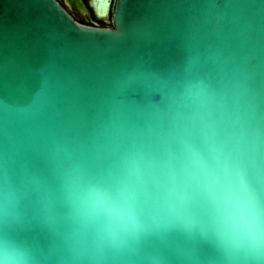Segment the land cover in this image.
<instances>
[{
    "label": "clouds",
    "instance_id": "obj_1",
    "mask_svg": "<svg viewBox=\"0 0 264 264\" xmlns=\"http://www.w3.org/2000/svg\"><path fill=\"white\" fill-rule=\"evenodd\" d=\"M217 15L215 72L189 32L75 123L46 69L0 110V264H264V0Z\"/></svg>",
    "mask_w": 264,
    "mask_h": 264
},
{
    "label": "water",
    "instance_id": "obj_2",
    "mask_svg": "<svg viewBox=\"0 0 264 264\" xmlns=\"http://www.w3.org/2000/svg\"><path fill=\"white\" fill-rule=\"evenodd\" d=\"M225 3L113 0L109 28L75 22L56 0H0V110L37 99L44 87L38 72L46 69L62 89L65 118L75 123L90 115L115 75L167 64L189 32L197 38L187 54L215 72V30L223 26L217 14ZM100 5L105 10L109 0ZM254 71L264 84V66ZM33 163L46 171L41 158Z\"/></svg>",
    "mask_w": 264,
    "mask_h": 264
},
{
    "label": "flooded vegetation",
    "instance_id": "obj_3",
    "mask_svg": "<svg viewBox=\"0 0 264 264\" xmlns=\"http://www.w3.org/2000/svg\"><path fill=\"white\" fill-rule=\"evenodd\" d=\"M59 5L79 24L93 27H109L111 23V6L105 10L100 5V0H56Z\"/></svg>",
    "mask_w": 264,
    "mask_h": 264
}]
</instances>
